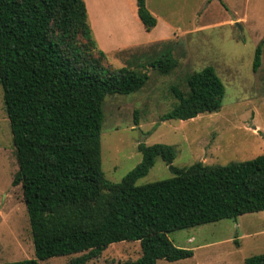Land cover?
<instances>
[{
  "label": "trees",
  "instance_id": "16d2710c",
  "mask_svg": "<svg viewBox=\"0 0 264 264\" xmlns=\"http://www.w3.org/2000/svg\"><path fill=\"white\" fill-rule=\"evenodd\" d=\"M136 2L141 22L151 30L156 16L146 0ZM88 22L85 0H0V82L18 162L12 183L22 185L35 247V257L0 264H51L40 260L78 252L83 253L63 264H88L124 240H139L142 255L99 264L179 260L194 252L177 246L170 232L263 211L264 154L179 168L173 165L174 145L140 143L143 159L133 170L119 182L105 176V97L137 92L149 75L128 66L106 69L99 58L83 60V51L69 41L78 30L106 60ZM262 45L255 50V71ZM174 62L168 48L152 64L167 73ZM187 84V92L172 86L178 102L161 120L221 108L226 87L214 66L190 73ZM157 157L174 175L137 184ZM244 264H264V253L246 257Z\"/></svg>",
  "mask_w": 264,
  "mask_h": 264
},
{
  "label": "rangeland",
  "instance_id": "374dc122",
  "mask_svg": "<svg viewBox=\"0 0 264 264\" xmlns=\"http://www.w3.org/2000/svg\"><path fill=\"white\" fill-rule=\"evenodd\" d=\"M105 1L108 6L113 3ZM223 1L226 5L220 0H147L158 24L151 30L144 26L136 29L135 41L140 46L123 50L112 43L106 48L101 46L107 61L92 49L81 30L69 39L83 51V60L99 58L106 69L128 66L149 75L137 92L105 97L101 158L109 180L121 181L142 161L140 143L174 145L177 155L173 165L179 168L196 162L227 164L264 154V0ZM116 18L111 15L109 24ZM88 21L93 38L96 39L95 32L100 35L107 31L102 23H94L93 30ZM112 25L110 30H123ZM170 25L177 30L173 32ZM260 42L262 60L255 71L253 61ZM168 48L175 62L166 73L153 66L152 61ZM208 65L214 66L226 87L221 108L191 119L161 120L160 116L178 102L172 86L187 92L188 75ZM17 170L16 148L0 82V262L35 257L22 185L12 183ZM173 175L169 165L157 157L154 166L136 183ZM169 237L177 246L193 249L194 254L174 261L160 258L157 264H221L222 259H236L235 264H244L246 257L264 253V210L240 215L238 219L178 229ZM82 253L53 256L40 263L63 264ZM141 255L139 240H124L110 244L88 264L136 260Z\"/></svg>",
  "mask_w": 264,
  "mask_h": 264
},
{
  "label": "crops",
  "instance_id": "0c3cea01",
  "mask_svg": "<svg viewBox=\"0 0 264 264\" xmlns=\"http://www.w3.org/2000/svg\"><path fill=\"white\" fill-rule=\"evenodd\" d=\"M104 1L105 0H85L88 19L90 20V22H92V26L94 25V23H96L97 25H100V23H102L105 29H107L105 33L101 32L100 35L95 32L99 48L101 46L103 48H106L105 45L108 43L122 46V49L120 50L128 47L140 46L141 43L137 44L135 41L138 36L136 33V29L140 30L144 25L138 16L136 0H113V3H110L109 6L107 5V2L105 1L104 3ZM128 2L130 3V5L128 4ZM111 15L117 16V18L115 19L116 22L109 24L111 22V20L109 19V17L111 18ZM112 24L121 26L123 30H121L120 32L110 30L109 28ZM170 27L173 32L177 30L175 26L172 27L170 25ZM94 29L95 28L93 26V30ZM102 50L104 51V49ZM236 219H238V217ZM235 260L236 259H222L221 264H235ZM243 261L245 262V259H243Z\"/></svg>",
  "mask_w": 264,
  "mask_h": 264
}]
</instances>
